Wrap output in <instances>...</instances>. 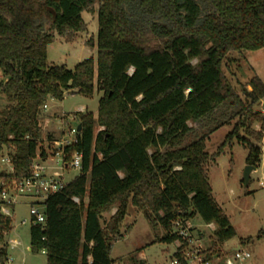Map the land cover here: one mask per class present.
I'll list each match as a JSON object with an SVG mask.
<instances>
[{"label":"trees","instance_id":"obj_1","mask_svg":"<svg viewBox=\"0 0 264 264\" xmlns=\"http://www.w3.org/2000/svg\"><path fill=\"white\" fill-rule=\"evenodd\" d=\"M95 4V60L72 70L48 62L53 34L46 25L72 40L85 31L82 13ZM261 48L264 0H0V157L6 150L11 166L0 170V194L30 174L37 154L46 158L40 119L49 98L62 100L69 91L91 98L94 89L101 94L95 115L77 113V142L66 152L82 154L81 170L44 201V224L29 228L30 250L44 249L46 264H113L111 246L122 236L129 206L147 211L150 224L165 230V243L177 240L169 233L175 219L196 216L215 225L214 246L233 237L208 181L213 157L206 136L182 142L188 122L229 100L243 120L225 142L236 138L247 150L245 164L257 168L264 117L251 107L264 98V83L255 74L248 78L242 98L225 73L234 54ZM254 122L258 132L251 130ZM95 124L103 129L94 133ZM239 126L255 140L241 136ZM11 228L0 206V264L8 258ZM182 247L173 255L185 264ZM211 250L203 252L205 259L220 256Z\"/></svg>","mask_w":264,"mask_h":264},{"label":"rangeland","instance_id":"obj_2","mask_svg":"<svg viewBox=\"0 0 264 264\" xmlns=\"http://www.w3.org/2000/svg\"><path fill=\"white\" fill-rule=\"evenodd\" d=\"M96 10L97 5L95 4L82 13L86 29L72 40L64 39L58 35L56 30H51L46 25V29L53 34V41L46 48L48 62L64 65L66 69L72 70L78 62L84 59L92 57L95 60ZM225 74L236 92L243 98L242 85L246 90H250L246 84L248 78L255 74L264 83V48L255 51L243 50L234 54L231 71ZM1 78L4 80L0 73ZM100 95L94 89L91 98L73 93V91L66 93L62 100L49 98L46 102L47 109L46 111L42 110L41 114L39 144L43 148L49 149L54 146L52 140H58L61 137L71 139L73 136L67 134L68 129L78 125V117L71 119V115H75V112L80 109L95 115ZM4 103V96L0 92V107ZM251 111L260 113L264 117V98L254 103ZM242 120L243 116L239 114L238 108L228 100L203 119L197 122H188L190 131L183 139L182 145L206 136L205 150L211 158L213 157L208 163V181L212 195L235 231V235L222 245L214 246L211 227L196 216L189 220L193 232L192 245L199 249L202 256H204L203 252L212 248L211 252L220 253V259H223L226 257L225 255L230 256L231 250L239 244L243 250L250 253V259L245 264H264V185H261L264 183V131L262 139L258 143L261 149L260 163L256 170L250 173V182L246 188L243 186L242 178L247 150L237 143L236 138H233L231 143L225 142L226 135ZM102 129V126L94 125V133ZM251 130L258 132L259 123L254 122L251 125ZM238 131L241 136H247L251 141L255 140L253 135L245 132L244 127L239 126ZM47 134L51 135V140L46 138ZM219 147H222L220 154L214 156ZM2 154L6 155V150ZM51 161L52 157L45 163L50 171L58 169L59 165H53L50 168ZM0 170L9 172V164L0 161ZM77 173V169L64 173V180H72ZM30 201L29 197H17L13 210L10 208L12 228L6 237L8 261L5 264H46L45 254L30 250ZM39 208L42 209L41 206ZM115 209L116 206L113 205L103 215L102 221H108ZM146 213V210L128 207L127 214L120 225L122 236L111 246L110 256L112 259H116L115 262L119 264H169L177 244L161 241L165 230L160 225L153 227L147 219ZM22 220L25 222L22 223ZM12 241H18L19 244L12 246ZM139 248H141L146 261L138 260L137 249Z\"/></svg>","mask_w":264,"mask_h":264},{"label":"built area","instance_id":"obj_3","mask_svg":"<svg viewBox=\"0 0 264 264\" xmlns=\"http://www.w3.org/2000/svg\"><path fill=\"white\" fill-rule=\"evenodd\" d=\"M2 81L4 80L1 78L0 86ZM46 109L47 105L44 104L42 106V110L46 111ZM83 112H85V110L80 109L78 112H75V115H71V119L77 118V113ZM78 133L79 131L77 130V127L69 128L67 134L69 136H73L71 139H65L61 137L58 140H52V144H54V146H52L50 150L48 148H44L47 154L46 158L42 160L37 154L32 161L30 174L27 177L21 179L18 183H13L10 189L3 190L1 192L0 206L3 214L10 216V208L15 204L17 197H29L32 200L29 203L30 223L32 225L44 224V201L49 195L60 192L69 182L64 180V173H67L72 169H77L78 173L75 175L77 176L81 170L82 154L78 152L69 154L66 152V147L77 142ZM50 157H52L50 168H52L53 165H59L58 169H53L50 171L49 167L45 165ZM0 161L10 165L7 155L1 156ZM261 185L263 186L264 183H261ZM72 199L74 202H78V198L73 197ZM39 206H41L42 209H40ZM24 222L25 221L22 220V223ZM169 233L175 234L177 236V240L174 242L177 244L176 248L182 247L184 244V246L181 248V255L185 264H212L211 260L205 259L200 253L199 249H196L197 247L192 245L193 232L192 228L190 227L189 220H184L181 218L175 219L171 225ZM18 244V241H12V246H16ZM40 252L45 254L44 249ZM174 252H176V249ZM249 259L250 253L246 250H243L242 248H239L232 251L230 256H227L224 259L223 263L245 264V262ZM113 264L119 263L114 262ZM169 264L181 263L178 257L172 255Z\"/></svg>","mask_w":264,"mask_h":264},{"label":"crops","instance_id":"obj_4","mask_svg":"<svg viewBox=\"0 0 264 264\" xmlns=\"http://www.w3.org/2000/svg\"><path fill=\"white\" fill-rule=\"evenodd\" d=\"M9 168H10V170H11V166L9 165ZM10 172V171H9ZM32 201V200H31ZM30 201V202H31ZM14 206V205H13ZM13 206L11 207V209L13 210ZM194 218V217H193ZM207 226H210L211 227V230L212 231H214V229H215V225L213 224V223H209V224H206ZM143 248V247H142ZM236 248H241V246L238 244L236 247H234L231 251H234V250H236ZM138 250V253H137V258H138V260H140V261H143V260H145L144 259V257H143V253H142V251H141V248H139V249H137ZM226 257L228 256V255H225ZM226 257H224L223 259H220V256L218 257V255H215L214 257H213V259L211 260V263L212 264H224L223 262H224V259L226 258ZM146 261V260H145Z\"/></svg>","mask_w":264,"mask_h":264},{"label":"water","instance_id":"obj_5","mask_svg":"<svg viewBox=\"0 0 264 264\" xmlns=\"http://www.w3.org/2000/svg\"><path fill=\"white\" fill-rule=\"evenodd\" d=\"M77 130H80V124L77 125ZM256 170V167L250 166V165H245V168L243 170V186L246 188L248 183H249V176L252 171ZM239 248H236V250Z\"/></svg>","mask_w":264,"mask_h":264}]
</instances>
